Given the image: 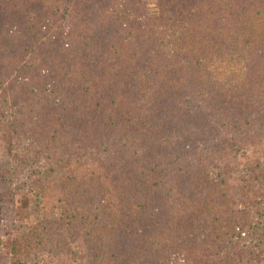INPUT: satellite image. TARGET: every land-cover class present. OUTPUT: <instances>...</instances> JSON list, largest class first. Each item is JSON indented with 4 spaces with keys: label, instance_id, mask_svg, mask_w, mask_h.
<instances>
[{
    "label": "trees",
    "instance_id": "obj_1",
    "mask_svg": "<svg viewBox=\"0 0 264 264\" xmlns=\"http://www.w3.org/2000/svg\"><path fill=\"white\" fill-rule=\"evenodd\" d=\"M142 7L0 0V264H264V0Z\"/></svg>",
    "mask_w": 264,
    "mask_h": 264
},
{
    "label": "rangeland",
    "instance_id": "obj_2",
    "mask_svg": "<svg viewBox=\"0 0 264 264\" xmlns=\"http://www.w3.org/2000/svg\"><path fill=\"white\" fill-rule=\"evenodd\" d=\"M96 5H102L104 2L107 0H92ZM172 0H140L142 4V9L145 14V16L149 19H153L158 17V15L161 13L162 10L166 9L169 7L170 2ZM14 192V199L18 200L20 198V193L16 194V189H11L9 187H0V194H1V209L2 208H7V207H12L9 206L10 203L12 205L13 201L12 195H8V192ZM10 216H5L3 215L2 211H0V232L2 233V239H6L8 235H6L8 229L4 226H1L3 223H7L6 225H9L10 227V222H7V219H9ZM11 219V218H10Z\"/></svg>",
    "mask_w": 264,
    "mask_h": 264
}]
</instances>
